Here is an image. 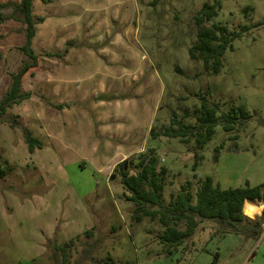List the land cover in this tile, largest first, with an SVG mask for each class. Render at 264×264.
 <instances>
[{
	"label": "rangeland",
	"instance_id": "1",
	"mask_svg": "<svg viewBox=\"0 0 264 264\" xmlns=\"http://www.w3.org/2000/svg\"><path fill=\"white\" fill-rule=\"evenodd\" d=\"M9 1L18 0L0 3ZM44 1L32 2L43 20L30 43L36 67L21 78L28 97L0 117V264H264L255 245L264 231L219 236L207 220L168 247L157 220L132 218L119 176L108 178L123 158L152 151L167 171L164 203L205 176L221 188L264 184V0ZM206 1L218 6L203 26L238 33L215 74L187 51ZM10 13L0 9V99L30 62L20 50L24 25ZM198 94L251 117L236 132L216 125L192 170L191 140L151 139L149 128L161 131L173 111L191 113ZM24 130L37 140L32 150Z\"/></svg>",
	"mask_w": 264,
	"mask_h": 264
},
{
	"label": "trees",
	"instance_id": "2",
	"mask_svg": "<svg viewBox=\"0 0 264 264\" xmlns=\"http://www.w3.org/2000/svg\"><path fill=\"white\" fill-rule=\"evenodd\" d=\"M32 2L33 0H18L14 3L10 1L0 3V9L11 7L10 18L24 25V43L20 46V50L30 59V62H24L15 73L11 74L9 88L0 99V117L6 108L28 97L27 92L20 91L21 78L30 68L36 67L39 54L32 50L30 43L35 33V25L43 20L42 16L33 14ZM217 6L216 2L211 4L207 1L203 2L199 11L192 17L196 28L195 40L187 49L188 58L199 61L208 74L218 72L223 51L230 47L231 38L238 35L233 33L230 37L224 36L226 29L223 25L203 26V23L208 22L216 14ZM197 99L198 105L191 113L184 110L177 116L173 111L169 117V124L162 127L161 131L157 132L153 127L149 128L151 139L162 136L178 138L183 143L191 140L194 149L192 170L201 158L196 150H200L211 138L216 125H220L224 132H236L251 117L250 113L240 106L229 105L226 110H221V107L226 105L225 102H209L203 94H198ZM188 116L192 117L193 122H183ZM24 138L29 150H32L33 143H37V140L27 130H24ZM236 138V133L231 135L232 140ZM220 146L214 147V151L217 152ZM166 173L163 166L157 165L155 154L151 151L137 154L135 160L132 156L123 158L113 165L108 175L109 179H113L115 175L119 176L121 186L127 193L124 195L125 199L134 206L132 218L135 221H140L142 217L158 221L163 228L157 236L159 242L165 243L168 247L181 244L185 238L194 233L195 227L202 220L213 222L215 233L219 236H224L228 232L250 235L251 231L254 236L259 234L261 222L264 221V211L260 217L250 220L243 215L241 208L246 198L264 202V184L249 185L245 182L242 187L221 188L211 177L205 176L194 180V183L191 180L184 181L178 191L170 194L169 199L164 203L161 191ZM193 185H195L194 192H191ZM250 206L254 205L246 202L245 211ZM179 224L183 229L179 228ZM68 244L69 242H65L59 248L62 254Z\"/></svg>",
	"mask_w": 264,
	"mask_h": 264
},
{
	"label": "crops",
	"instance_id": "3",
	"mask_svg": "<svg viewBox=\"0 0 264 264\" xmlns=\"http://www.w3.org/2000/svg\"><path fill=\"white\" fill-rule=\"evenodd\" d=\"M246 202H251L256 207V210L251 215H248L245 212V204H246ZM243 206H244V212H243ZM241 210H242L243 215H245L250 220L254 219L256 217H260L261 213L264 211V202H259V201H256V200H250V199L246 198L242 202ZM263 231H264V221L261 222L260 233L263 232ZM255 245H256V248H258V247L261 248L260 259L264 260V238H261V239L257 240ZM251 247H253V245Z\"/></svg>",
	"mask_w": 264,
	"mask_h": 264
}]
</instances>
